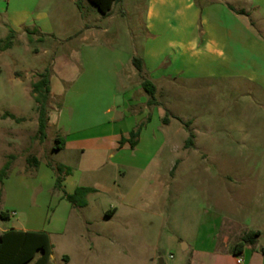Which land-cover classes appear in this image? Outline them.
Returning a JSON list of instances; mask_svg holds the SVG:
<instances>
[{"label": "rangeland", "instance_id": "obj_1", "mask_svg": "<svg viewBox=\"0 0 264 264\" xmlns=\"http://www.w3.org/2000/svg\"><path fill=\"white\" fill-rule=\"evenodd\" d=\"M230 2L235 8L250 11L249 21L255 23L252 35L264 42V0ZM147 3L148 0H123L116 4L110 17H105L88 0H54L48 9L53 34L47 36V41L32 43L29 53L20 44L13 47L12 57H17L19 71L33 60L43 62V57L33 52L35 47L41 52L47 50L49 62L54 61L53 91L62 103L59 114L65 127L64 135L74 134L77 130H84L83 133L87 135L97 134L105 132L110 127V121L114 123L117 108L124 105L122 97L137 86L139 78L135 76L131 84L124 80L126 88L120 83L115 92L102 91L100 99L84 100L76 89L81 76L78 48L85 39H100L130 52L137 47L141 51L146 36L144 23ZM198 4L202 11L200 0ZM229 10L230 16L225 25L234 35L241 34L237 30H242L250 22L236 17L238 13L232 7ZM87 25L90 26L88 29ZM249 38L246 37V40ZM232 46L238 50V56L233 60L234 67L241 69L253 48L242 41L234 42ZM12 57L6 55V64L2 66L5 72L0 75V117L8 112L33 116L36 103H28L22 98V89L7 88V75L15 67ZM204 68V65L195 67L192 72L181 74L175 79L174 86L159 83L164 86L156 96L161 106H151L150 110L154 111L137 124V128L143 125L142 130L149 126L150 135L133 152H106L92 162L88 161V157L50 151L48 143L52 141L51 136L48 143L38 148H41V159H44L41 163L48 161L53 166L63 163L66 164L64 167L71 169L72 184L87 182L102 186L107 182L113 185V198L128 197L142 182L134 203L139 207H150L151 215H160V218L150 220L147 255L151 258L157 253V248L166 245L167 237L173 232H185L192 243L201 214L206 209L213 210L228 221L233 220L238 233L264 228L263 87L232 74L211 76ZM133 70L132 65L127 64L121 78H127ZM232 72L230 70L229 73ZM31 79L33 86L40 76L34 75ZM68 97L71 98L70 106L64 108L63 102ZM148 117L153 118L150 125ZM164 130L170 134V139L162 138ZM195 136H199L197 147L188 145L189 139L195 142ZM22 151L23 148L17 156L20 158L16 167L19 166L27 174H20L14 168L4 179L0 213L10 216L0 215V227L25 228L31 224H44L47 231H52L58 214L64 213L62 216L68 218L64 205L58 202L63 192L56 185L50 186L49 180L33 177L28 171L33 166L23 162L28 152L23 154ZM135 161L145 165V168L132 167L130 164ZM66 170L61 173L63 177H67ZM62 190L65 191V188ZM98 198L101 201L99 206L105 205L108 195L100 193ZM86 212L95 216L93 208ZM81 214L82 211L75 210L69 219L75 222V226L69 225L65 235L51 234L52 263L79 264L76 253L79 249H85L90 255L105 256L93 264H128V258L134 252H126L124 259L117 254L113 257L111 253L114 252H108V247H100L97 251L98 246L108 244L107 240L78 233L76 219L81 218ZM163 225L164 228L160 229ZM121 237L129 245H141L142 241L147 243L140 235ZM261 239L264 240V235ZM179 249H182V245H179ZM160 253L157 254L156 264L170 255L165 250ZM172 253L176 259L182 254ZM65 254L73 257L70 263L63 258Z\"/></svg>", "mask_w": 264, "mask_h": 264}, {"label": "crops", "instance_id": "obj_2", "mask_svg": "<svg viewBox=\"0 0 264 264\" xmlns=\"http://www.w3.org/2000/svg\"><path fill=\"white\" fill-rule=\"evenodd\" d=\"M198 1L148 0L144 23L146 36L141 51L140 48L134 49L133 47L134 51L130 52L100 39L83 40L78 48L81 76L76 89L80 98L84 100L100 99L102 98V91L115 92L120 83L124 87V80L129 81L130 84L134 81L135 76L139 80L136 81L137 86L126 92L122 97L124 105L117 108L114 123L110 121L108 123L110 127L105 132L87 135L83 133L84 130H77L74 134L64 135L65 127L59 114L62 103L53 91L52 66L54 61L49 62L50 59L47 58L48 51L43 50L41 52L35 47L33 52L37 56L43 57V62L41 63L38 58L39 60H33L28 63L25 69L20 71L16 66L19 63L17 57H12L15 45H22L25 52L29 53L32 50V43H40L38 41L44 43L47 41V36L53 34V25L48 9L54 0H0V75L5 72L2 66L6 64V55H10L15 64V67L7 75V88L12 90L22 89V98H25L28 103H36L32 93L31 77L34 75L40 76L46 70H50L51 88L48 104L49 122L45 139H41L39 136V114L36 108L33 116H18L8 112L0 117V170L9 164L10 170L15 168L16 172L27 174L19 166L16 167L20 158L17 157L19 152L22 148L23 154L28 152V157L24 158L23 161L26 164L27 159L31 157L43 161L44 159H41V148L40 150L38 148L44 143H48L50 136L52 138V141L48 143L50 151L56 150L55 146L61 144L57 143V139H63V149L56 151L81 158L88 157V161L92 162L96 161L99 155L106 152H133L139 149L143 140L149 137V126L141 131L136 148L132 149L129 142L121 146L120 142L122 139L128 140L130 133L135 130L137 124L154 111L150 110L148 96L143 89L145 79L151 80L156 85L157 96L161 88L164 87L159 83L174 86L175 79L178 76L188 74L195 67L204 65V69L211 76L232 74L242 78L243 81L258 84L264 90V42L260 40L261 38H254L252 35V28L255 23L249 21L251 20L250 11L245 8L233 7L230 0H200L201 11L198 8ZM115 6L116 4L108 15H102L110 17ZM229 7H232L238 13L236 17L238 16L241 20L251 23L243 26L242 30H237L241 34L234 35L225 25L230 16ZM201 20L202 22L199 24ZM89 27L87 25L86 29ZM248 36L250 38L246 40ZM240 41L246 42L249 47L253 48L251 54L248 55V61H245L241 69L234 67L233 60L235 56H238V50L236 51V48L232 46V43ZM134 58L143 60L144 69L142 72L135 68ZM127 64L132 65L134 70L130 71L127 78L123 79L121 78V72ZM230 70L233 72L229 73ZM239 82H242V80H239ZM70 103L71 98L68 97L63 102V107L70 106ZM156 105L161 106L158 98ZM53 114H57V116L54 117ZM152 117H148V125L153 120ZM162 138L168 140L171 137L164 130ZM194 138L196 140L192 142L191 146L197 147L199 136ZM62 165L65 166L66 164L62 163ZM130 165L137 169L145 168V165L143 166L137 161ZM37 167H39L38 172ZM28 171L33 174V177L49 180L48 184L55 187L57 175L48 161L33 166ZM66 176L64 177L66 179H64L63 187L67 194L75 193L80 187L93 190L82 200L86 202L85 205L74 206L61 193L58 202L64 205L68 218L62 216L64 213L58 214L59 216L55 217L52 224V231H47L44 224H31L25 228H11L24 232H45L48 234L52 245L51 234L54 232L65 235L69 225L75 226V222L69 221L70 217H72L75 210H79L82 211V216L76 219L78 233L80 235H94L107 240L108 244L98 246L97 251L100 247H108V252H114L111 253L113 257L114 254H117L124 259L126 252H134L132 257L128 258V264H156L157 254L160 255L161 250L170 252L167 259L161 258L163 264H264V240L261 239L264 235V228L263 230L248 229L238 233L233 220L229 219L230 221H228L224 216L208 209L201 214L192 243H190V239H188L185 232H173L174 234L167 237L166 245L157 248L159 251L157 250V253L153 255L154 257H148V242L151 234L150 220L151 218H160V215L157 213L151 215L150 207H139L134 203L138 189L143 185L142 182H139L136 189H133L128 197L113 198V185L107 182L102 186L101 184L87 182L72 184L70 182L72 176L70 174ZM2 193V186H0V194ZM100 193L108 195V199L105 201V205L99 206L101 201L98 195ZM91 208L95 210L94 217L86 212ZM9 216L10 214H6L5 217ZM11 228L0 227V232H5ZM249 231L261 232L257 245L246 246L237 251L236 245ZM128 235L143 236L142 240L147 243L142 241L141 245H129L121 237ZM179 245H182V249H179ZM172 252L182 253L180 254L181 257L176 259ZM76 255L79 264L87 262L93 264L96 260L105 257L90 255L85 249H79ZM63 256L64 259L67 258L68 263L73 258L69 254ZM239 259H242V262H239Z\"/></svg>", "mask_w": 264, "mask_h": 264}, {"label": "trees", "instance_id": "obj_3", "mask_svg": "<svg viewBox=\"0 0 264 264\" xmlns=\"http://www.w3.org/2000/svg\"><path fill=\"white\" fill-rule=\"evenodd\" d=\"M95 8L103 15H108L115 4L121 3L123 0H90ZM133 64L135 68L142 72L144 69V62L140 58H134ZM143 89L148 96V105L154 106L157 103L156 85L148 79L143 81ZM32 93L35 97L36 109L39 114V136L41 139L46 138L47 127L49 122L48 117V104L50 101V70L40 75V79L33 84ZM167 119V116H166ZM167 121V120H166ZM141 128H135L130 133L128 140L122 139L120 145L129 142L132 149L136 148L139 137L142 131ZM59 146H55L56 150H62L64 147V140L57 139ZM192 144V140H188V145ZM27 163L33 166H38L41 161L38 158L31 157L27 159ZM57 173L56 188L63 192V197L72 205H85L86 202L82 201L93 190L90 188L80 187L75 193L67 194L63 189L64 177L61 175L67 169L66 175L71 174V169L63 165L53 166L50 165ZM10 171V165L7 164L0 170V186ZM4 212L1 217H5ZM261 236L259 231H249L246 233L236 245V250H241L246 246H256L258 239ZM52 245L47 233L45 232H24L14 228L8 229L5 232H0V264H53L51 261ZM67 259V258H65Z\"/></svg>", "mask_w": 264, "mask_h": 264}, {"label": "water", "instance_id": "obj_4", "mask_svg": "<svg viewBox=\"0 0 264 264\" xmlns=\"http://www.w3.org/2000/svg\"><path fill=\"white\" fill-rule=\"evenodd\" d=\"M160 264H163V260L160 259Z\"/></svg>", "mask_w": 264, "mask_h": 264}, {"label": "built area", "instance_id": "obj_5", "mask_svg": "<svg viewBox=\"0 0 264 264\" xmlns=\"http://www.w3.org/2000/svg\"><path fill=\"white\" fill-rule=\"evenodd\" d=\"M239 262H242V259H239Z\"/></svg>", "mask_w": 264, "mask_h": 264}]
</instances>
